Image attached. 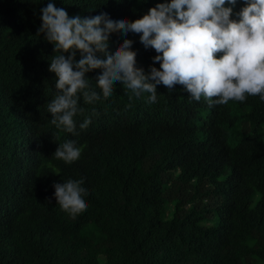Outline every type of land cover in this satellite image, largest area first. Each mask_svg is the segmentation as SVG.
I'll use <instances>...</instances> for the list:
<instances>
[{"label": "trees", "instance_id": "trees-1", "mask_svg": "<svg viewBox=\"0 0 264 264\" xmlns=\"http://www.w3.org/2000/svg\"><path fill=\"white\" fill-rule=\"evenodd\" d=\"M49 2L70 17L135 21L171 0H0V264H264V101L210 107L159 84L149 103L121 82L104 98L96 69L86 77L100 99L78 93L75 132L57 129L54 45L38 34ZM244 6L225 4L233 20ZM141 35L114 32L109 51L132 40L148 75L160 63ZM67 140L81 149L70 164L53 156ZM68 179L84 180L76 215L54 195Z\"/></svg>", "mask_w": 264, "mask_h": 264}, {"label": "clouds", "instance_id": "clouds-1", "mask_svg": "<svg viewBox=\"0 0 264 264\" xmlns=\"http://www.w3.org/2000/svg\"><path fill=\"white\" fill-rule=\"evenodd\" d=\"M226 2L235 5L236 0H171L157 4L135 21H114L107 13L70 17L64 8L49 2L41 9L38 34L54 45L49 71L55 73L57 94L47 103L51 124L75 132L74 117L84 111L78 107V93L85 103L100 99L86 77L96 69L103 70L96 87L104 98L112 95L115 82H121L131 93L130 100L150 93L149 103L156 101L159 84L170 91L182 85L190 97L196 101L204 97L210 107L243 102L246 95H258L264 101V0H245L238 20L231 19L233 9L225 7ZM117 31L142 34L141 43L155 50L154 62L160 68L151 67L148 75L137 68L132 40L109 51L110 34ZM218 53H222L219 58ZM90 123L91 118H85L80 128L86 129ZM80 155L75 141L67 140L53 156L70 164ZM83 184V179H68L53 185L58 205L70 215L87 209Z\"/></svg>", "mask_w": 264, "mask_h": 264}, {"label": "rangeland", "instance_id": "rangeland-1", "mask_svg": "<svg viewBox=\"0 0 264 264\" xmlns=\"http://www.w3.org/2000/svg\"><path fill=\"white\" fill-rule=\"evenodd\" d=\"M229 140H230L231 143H235L237 140H239V136L234 137L232 134H230L229 135ZM101 261L104 262V258L101 257Z\"/></svg>", "mask_w": 264, "mask_h": 264}]
</instances>
